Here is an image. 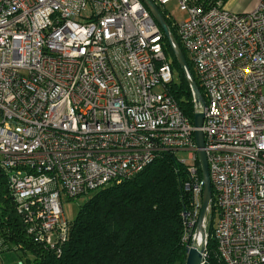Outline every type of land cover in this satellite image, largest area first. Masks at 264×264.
I'll list each match as a JSON object with an SVG mask.
<instances>
[{
    "label": "built area",
    "instance_id": "1",
    "mask_svg": "<svg viewBox=\"0 0 264 264\" xmlns=\"http://www.w3.org/2000/svg\"><path fill=\"white\" fill-rule=\"evenodd\" d=\"M177 1L206 103L216 250L223 264H264V0L241 11ZM163 34L142 0H0V170L31 240L60 254L70 222L61 192L119 183L162 151H187L182 215L193 227L203 189L195 127L168 91Z\"/></svg>",
    "mask_w": 264,
    "mask_h": 264
},
{
    "label": "trees",
    "instance_id": "2",
    "mask_svg": "<svg viewBox=\"0 0 264 264\" xmlns=\"http://www.w3.org/2000/svg\"><path fill=\"white\" fill-rule=\"evenodd\" d=\"M164 15L172 34L186 58L189 70L201 94L199 79L189 54L182 45L176 23ZM162 45L172 70L177 66L179 81L167 85L169 93L183 114L193 123L195 103L184 71L163 34ZM198 175L202 178L198 161ZM187 166L171 151H162L134 176L119 183H110L96 191L79 206L69 222L68 237L57 254L26 235L7 184L0 170V236L4 242L20 245L24 264H185V246L190 240L189 217L191 195L183 188ZM210 202L206 226L205 261L223 264L213 236V214Z\"/></svg>",
    "mask_w": 264,
    "mask_h": 264
},
{
    "label": "water",
    "instance_id": "3",
    "mask_svg": "<svg viewBox=\"0 0 264 264\" xmlns=\"http://www.w3.org/2000/svg\"><path fill=\"white\" fill-rule=\"evenodd\" d=\"M142 1L148 7L151 14L160 25L165 37L167 38L168 43L170 44L177 61L179 62L181 68L184 71V75L190 86L193 100L195 103L196 111L194 113V118H193V125L195 127L194 139L197 148L196 151H197L198 163L202 174L203 189H202L201 207L194 231L192 233H189L187 236L190 242L185 246V254H186L185 264H209L205 261L206 228L204 225V220L210 202L212 200V188H211L210 177L208 172L206 153L204 149L205 146L204 135L201 129L204 118L203 108L205 107L206 103L199 90V87L197 86L193 76L190 73L186 58L179 46V43L172 34L168 22L166 21L164 15L162 14V12L158 8V6L154 3L153 0H142Z\"/></svg>",
    "mask_w": 264,
    "mask_h": 264
},
{
    "label": "rangeland",
    "instance_id": "4",
    "mask_svg": "<svg viewBox=\"0 0 264 264\" xmlns=\"http://www.w3.org/2000/svg\"><path fill=\"white\" fill-rule=\"evenodd\" d=\"M160 8L169 16L171 21H181L187 16V11L180 8L177 0H169L164 4H161ZM173 79L175 82L180 79L177 66H173ZM159 89V85L154 87L155 91H158ZM174 154L177 159H187V151L179 150ZM93 192L94 191H90L75 198H68L63 192H61L62 209L65 217L69 221L75 218L79 206L84 203ZM217 218L218 212H215V214H213V223L216 222ZM23 259L24 254L21 249H18L15 244L10 242H3L0 238V264H24Z\"/></svg>",
    "mask_w": 264,
    "mask_h": 264
},
{
    "label": "crops",
    "instance_id": "5",
    "mask_svg": "<svg viewBox=\"0 0 264 264\" xmlns=\"http://www.w3.org/2000/svg\"><path fill=\"white\" fill-rule=\"evenodd\" d=\"M257 0H224V6L235 11L246 10L254 7Z\"/></svg>",
    "mask_w": 264,
    "mask_h": 264
}]
</instances>
